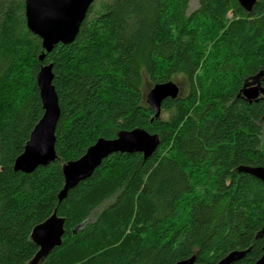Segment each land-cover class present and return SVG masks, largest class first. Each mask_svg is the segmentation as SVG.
<instances>
[{"label": "trees", "instance_id": "trees-1", "mask_svg": "<svg viewBox=\"0 0 264 264\" xmlns=\"http://www.w3.org/2000/svg\"><path fill=\"white\" fill-rule=\"evenodd\" d=\"M189 1L93 0L74 40L44 52L24 0H0V264H29L31 230L53 211L64 219L61 244L37 264L261 256L264 182L238 167H264V0L250 11L238 0H198L191 12ZM43 64L60 109L56 158L25 173L13 163L43 112ZM176 77L185 90L155 117L145 93ZM248 82L259 83L257 99L242 96ZM136 127L159 136L149 157L110 153L58 200L63 163Z\"/></svg>", "mask_w": 264, "mask_h": 264}, {"label": "water", "instance_id": "water-1", "mask_svg": "<svg viewBox=\"0 0 264 264\" xmlns=\"http://www.w3.org/2000/svg\"><path fill=\"white\" fill-rule=\"evenodd\" d=\"M93 0H24V16L26 27L31 33L41 39L44 52H49L58 43L67 44L76 37L86 11ZM246 11H250L256 0H238ZM44 52L40 55L43 58ZM53 73L51 64L41 65L36 74V84L42 103V115L29 134L23 151L13 163V169L25 173L32 172L39 165H47L56 158L55 128L59 118L60 109L58 98L52 84ZM179 87L174 81L154 84L145 93L146 103L152 107L155 117L160 113L163 99L175 98L179 94ZM262 89L257 84L245 86L242 96L245 99H257ZM159 144V136L151 134L141 127L131 130H120L113 139L98 138L90 145L85 153L76 160L62 164L64 184L58 193L60 201L67 191L78 182L86 179L101 163L102 159L113 152H140L144 158L149 157ZM238 170L247 172L264 182V167L239 166ZM64 219L58 217L56 212L35 225L31 230V239L38 246V251L29 264H37L55 246L61 244L64 233ZM263 229L255 237L261 236ZM262 254L254 264H264V246ZM245 250H234L227 253L216 264H230L241 258ZM173 264H199L195 263V256L176 261Z\"/></svg>", "mask_w": 264, "mask_h": 264}, {"label": "rangeland", "instance_id": "rangeland-1", "mask_svg": "<svg viewBox=\"0 0 264 264\" xmlns=\"http://www.w3.org/2000/svg\"><path fill=\"white\" fill-rule=\"evenodd\" d=\"M197 3H198V0H190L189 1V4H188V10L189 12L193 11L196 7H197ZM174 82H176V84L178 85L179 87V91H184L185 90V82L181 79V77H176L174 79ZM145 88L146 90L149 88V84L148 82H145ZM99 209L95 210L92 215L90 216V218L92 219L94 214L98 211Z\"/></svg>", "mask_w": 264, "mask_h": 264}, {"label": "flooded vegetation", "instance_id": "flooded-vegetation-1", "mask_svg": "<svg viewBox=\"0 0 264 264\" xmlns=\"http://www.w3.org/2000/svg\"><path fill=\"white\" fill-rule=\"evenodd\" d=\"M250 85V82H248V84H246V86H249ZM262 94H260V96H261Z\"/></svg>", "mask_w": 264, "mask_h": 264}, {"label": "bare ground", "instance_id": "bare-ground-1", "mask_svg": "<svg viewBox=\"0 0 264 264\" xmlns=\"http://www.w3.org/2000/svg\"><path fill=\"white\" fill-rule=\"evenodd\" d=\"M196 263V262H195Z\"/></svg>", "mask_w": 264, "mask_h": 264}]
</instances>
